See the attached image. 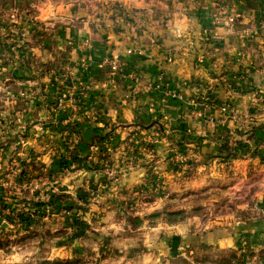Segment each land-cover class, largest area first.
Segmentation results:
<instances>
[{"label": "crops", "instance_id": "obj_1", "mask_svg": "<svg viewBox=\"0 0 264 264\" xmlns=\"http://www.w3.org/2000/svg\"><path fill=\"white\" fill-rule=\"evenodd\" d=\"M217 2L82 0L57 6L47 2L36 5L31 19L17 26L26 43L36 33L31 22L45 24L42 31L46 41L34 46L30 40L25 47L30 57L18 58L0 43V76L18 88L16 95L36 94L34 98L18 96L13 101H1L2 115L15 112L27 120L41 116L40 107L55 98L57 89L45 78L40 88L33 80L37 70L32 61L44 64L55 60L62 65V82L69 80L74 85L70 97L62 95V113L56 119L79 124V156L91 152L101 126L106 124L114 129L117 158L125 149L123 141L136 124H142L152 129L145 134L156 139L153 160L159 163L174 153L175 143L167 135L177 132L180 125L186 126L193 139L184 153L190 176L162 171L153 177L160 193L155 190V200L143 215L167 207L171 212L199 206L207 212L212 205L207 201L214 198L212 188L241 183L252 188L242 195L249 197L250 203L236 206L218 221L188 218L174 224H150L144 220L132 229L120 221L116 211L94 206L93 211L102 216L91 225L106 241L97 244L92 239L82 240V258L99 253L110 264H264L258 254L248 258L250 252L264 249V161H260L264 160V145H259L256 155L232 161L229 173L218 158L221 139L240 132L239 125L229 119L230 109L264 123V110L254 113L255 94H264V26L256 25L252 11H242L233 24L225 19L207 30V13ZM53 20L57 21L50 24ZM210 30L213 32L207 38ZM110 60L118 63L117 73L111 71ZM196 97L202 101L197 105L191 102ZM79 98L83 105L77 110ZM257 135L264 138L261 131ZM39 164L48 168L56 162L44 158ZM161 166L165 169V164ZM118 191L122 200L131 197L122 189ZM201 194L208 199L196 203L195 197ZM174 196L178 201L169 200ZM70 223V217L62 215L51 218L47 226ZM63 240L54 241L52 249H62L67 257L73 252L62 246ZM233 254L236 261L231 262Z\"/></svg>", "mask_w": 264, "mask_h": 264}, {"label": "rangeland", "instance_id": "obj_2", "mask_svg": "<svg viewBox=\"0 0 264 264\" xmlns=\"http://www.w3.org/2000/svg\"><path fill=\"white\" fill-rule=\"evenodd\" d=\"M64 1L80 2L82 0H37L26 14L17 13L15 10L5 11L0 8V43H5L6 48L14 52L18 58L30 57L28 50L25 52V47L28 46L30 40L32 44H35L34 46H40L46 41L47 37L42 31V26L45 24L37 23L35 25V21H29L31 24L33 23V28L35 27L33 31L36 33L35 37L26 43L21 28L17 26L31 19V13L36 5L51 2L53 6H57ZM236 8L239 12H235ZM242 11H252L253 17L257 21L256 25L264 26V0L258 2L219 0L209 14L207 13L208 27L206 29L217 27L225 19L229 25L233 24L235 17L241 15ZM43 20L38 19V22ZM55 21L57 20L49 23L54 24ZM11 29L15 30V35L10 31ZM56 29L55 27L54 30ZM5 32L9 34L4 36ZM210 32L213 31L208 32L207 38H209ZM49 46H52V40H50ZM6 58L9 59V57ZM32 64L37 70L33 75V80L40 85V88L44 78L51 82L52 77L56 78L60 86L57 87L51 82L57 89V95L51 101L45 102L40 107L41 116L32 120H27V117L19 116V113L15 112L8 114V117L7 115L3 116L4 108L0 104V131L3 132H1L2 139L0 140V264H110L111 261L106 260L103 254L98 253L87 258H82L80 255L82 240L92 239L97 244H104L106 241V237L91 225V221L98 220L102 216L101 212L93 211L92 207L94 206L97 208L108 207L116 211L120 221H124L131 227L130 218L134 217L147 220L150 224L157 221L174 224L175 221L181 222L188 218L218 221L236 206L251 202L249 197L244 198L242 195L245 192H251L252 188L241 183L237 186H229V188L228 185L226 187L217 186L218 189L212 188L214 198L207 201L212 203L210 211L207 212L203 207L196 206L190 211H181L182 215L168 217L166 214L170 211H167L169 209L167 207L163 211L157 210L151 214L143 215L144 209L151 206L155 200V190L157 194L160 193L158 189H155L157 186L154 187L153 177L162 171L181 173L184 178L190 176V173L186 171L188 163H186L184 153L187 144L191 143L193 139L186 126L184 125L185 129L182 130L180 125L177 132L170 133V136L167 135L175 143L174 153L159 163L153 160L152 145L156 139L151 136L146 138L145 133L149 132L151 128L142 124H136L137 128L123 141L125 149L122 153L120 152V156L116 155L117 158L115 157L117 140L115 136L110 135L103 145L102 151L98 152L92 146L88 155L79 156L80 159L72 162L66 149L71 143H78L79 135L67 136L68 133L63 128L68 123H62V119L59 121L56 119L57 115L62 113V65L55 60L47 61L44 64L32 61ZM70 88L71 86L69 87L70 93L64 97L72 95ZM15 89L18 91V88L12 86L8 78L0 76V102L13 101L18 96L32 98L33 95H36L31 91L28 94L17 93L16 95ZM255 95L254 113L260 109L264 110V94L257 92ZM82 100V98L76 99L77 110L82 107ZM191 102L197 105L202 101L197 100L196 97ZM220 108L226 109L225 106ZM229 112V119L239 125L240 132L237 136L222 138L221 144L223 145L224 141L231 145L244 143L247 144L248 151L241 148L238 157L229 161L221 160L228 173L232 167V161L243 159L246 155H248L247 157H250L251 154L256 155L259 145L262 143L264 145L263 141H259L261 139L259 135L256 136L258 140L249 136L250 131L254 128H258V132L264 133V123L255 117H241L235 110L230 109ZM138 127L142 130H138ZM110 128L103 124L100 128L101 132L98 134L108 133ZM182 132H185V137L181 135ZM4 146L7 147L6 150H3ZM148 157L149 159H147ZM44 158L51 159L56 162V165L48 168L42 167L39 163L43 162ZM32 160L35 163L28 165ZM86 161L93 163V166L87 168ZM162 163L165 164V169L162 168ZM138 170H143L141 177L133 183L124 182L130 173ZM120 189L125 193H130L131 197L127 200L119 198L118 190ZM82 192L88 193L89 197L85 200L82 199ZM221 192L224 195L219 197ZM113 193L116 194L115 197L109 196ZM62 195L68 197L67 200H70L69 202L73 206L72 210L62 209L59 199ZM163 195L160 194V197ZM204 196L197 195L196 203L198 201L202 203L208 199H204ZM175 198L178 201L177 196L171 197L169 200L172 201ZM54 204H57V207H54ZM155 212L161 214L158 217L149 218ZM23 213L29 214L30 219L20 221L23 219L20 214ZM62 215L70 217L71 227L69 225L48 228L47 223L51 218L56 219ZM77 222L81 224L79 228ZM78 230L83 232V235L76 236ZM62 238H64L62 246L73 252L71 255L68 252L67 257L62 254V249H55V251L52 249L53 242L62 240ZM49 257H61L62 260H50Z\"/></svg>", "mask_w": 264, "mask_h": 264}, {"label": "trees", "instance_id": "obj_3", "mask_svg": "<svg viewBox=\"0 0 264 264\" xmlns=\"http://www.w3.org/2000/svg\"><path fill=\"white\" fill-rule=\"evenodd\" d=\"M37 0H0V8L1 10H15L17 13H27L31 10V8L33 7V5L36 3ZM247 1H251V2H258L260 0H247ZM56 72V70H55ZM60 71L58 70V73ZM51 82L59 87L60 84L56 81V78H51ZM71 86V82L69 80H65L62 82V95L63 96H66L68 95L69 93V87ZM198 99V98H197ZM106 125V124H105ZM181 128L182 130L185 129V126L184 125H181ZM64 131H66L68 133L67 136H71V135H79L80 133V126L79 124L75 123V122H68V124L63 128ZM138 130H142L140 127H138ZM101 132V131H100ZM257 132H258V128H254L252 131H250L249 133V136L251 138H256L257 136ZM114 133V129L113 127L109 130L108 133H105V134H98V136H96V141H94V143L92 144V146H94L96 148V150L98 152L102 151L103 150V145L105 144V142L107 141L108 137L110 135H113ZM185 132H182L181 135L183 137H185ZM258 140V139H257ZM198 141V140H196ZM259 141H263L264 142V138H261L259 139ZM147 147V146H146ZM148 148V147H147ZM244 149L245 151H248V146L247 144H244V143H237L235 145H231L229 144L227 141H224L223 145L221 146V149H220V155H219V159L222 160V161H229L231 159H234L236 157H238L240 155V150ZM7 147L4 146L3 147V150H6ZM68 151V157L70 158V160L72 162H76L79 158V154H78V151H79V148H78V143H71V145L69 146V148L66 149ZM257 151V150H256ZM261 161H263V158H261ZM87 168H91L93 166V163L91 162H87L86 161V164ZM91 189V188H90ZM82 199H87L89 197V194L86 193V192H82ZM67 196L65 195H62L59 197L60 199V204L62 205V209L64 210H67V211H70L73 209V206L70 204V200H67ZM54 207H57V204H54ZM161 213L160 212H155L154 214H152L151 216H149V218H155V217H158ZM183 212L181 211H174V212H168L166 215L168 217H176L178 215H182ZM22 215L23 219L20 220V221H26V220H29L30 219V215L29 214H26V213H23V214H20ZM16 217V216H15ZM10 221H12L11 219H9ZM144 219L142 218H139V217H134V218H130V221H131V227L132 228H136V227H139L142 222H143ZM175 222H179V221H175ZM78 225V228H79V225H81L79 222L76 223ZM80 229H81V226H80ZM83 235V232H81L80 230H78L76 236H81ZM255 254H258L262 259H264V249L262 250H258V251H252L248 254V258H252L255 256ZM234 260L231 261V262H234L236 261V256L235 254H233V257H232Z\"/></svg>", "mask_w": 264, "mask_h": 264}, {"label": "water", "instance_id": "obj_4", "mask_svg": "<svg viewBox=\"0 0 264 264\" xmlns=\"http://www.w3.org/2000/svg\"><path fill=\"white\" fill-rule=\"evenodd\" d=\"M143 175V170H138L130 173L124 180V182L133 183L135 180H137L139 177Z\"/></svg>", "mask_w": 264, "mask_h": 264}, {"label": "built area", "instance_id": "obj_5", "mask_svg": "<svg viewBox=\"0 0 264 264\" xmlns=\"http://www.w3.org/2000/svg\"><path fill=\"white\" fill-rule=\"evenodd\" d=\"M110 69L113 73H117L119 71L118 63L115 60H110L109 62ZM74 89V85H71L70 91L72 92Z\"/></svg>", "mask_w": 264, "mask_h": 264}]
</instances>
